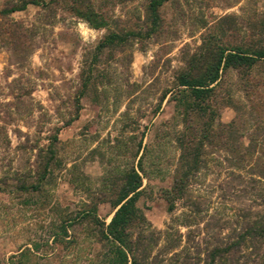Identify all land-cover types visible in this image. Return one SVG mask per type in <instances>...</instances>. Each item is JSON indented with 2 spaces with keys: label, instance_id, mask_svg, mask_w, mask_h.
Listing matches in <instances>:
<instances>
[{
  "label": "rangeland",
  "instance_id": "374dc122",
  "mask_svg": "<svg viewBox=\"0 0 264 264\" xmlns=\"http://www.w3.org/2000/svg\"><path fill=\"white\" fill-rule=\"evenodd\" d=\"M13 1L0 0V8ZM89 1L107 26H90L70 0H37L8 16L27 31L19 58L0 38V264H18L15 255L34 245L23 264H105L106 244L79 213L96 201L97 217L107 222L113 207L97 195L109 186L107 177L138 170L139 157L137 205L160 231L144 264H180L181 248L192 256L197 244L202 264L211 233L230 234L264 218V62L246 75L223 72L200 110L177 104L175 78L208 34L222 44L255 45L264 0H168L154 32L148 0ZM109 29L136 34L96 54ZM88 71L90 85L81 92ZM202 132L197 169L169 210L162 189L177 174L183 147ZM55 134L57 160L38 181L39 153ZM33 181L41 182L38 190L21 188ZM187 213L188 226L181 224ZM172 241L174 248L166 247Z\"/></svg>",
  "mask_w": 264,
  "mask_h": 264
},
{
  "label": "trees",
  "instance_id": "16d2710c",
  "mask_svg": "<svg viewBox=\"0 0 264 264\" xmlns=\"http://www.w3.org/2000/svg\"><path fill=\"white\" fill-rule=\"evenodd\" d=\"M168 0H148L146 3V18L149 20L148 30L157 31L160 26L159 7ZM28 3H37V0H17L7 2L0 8V38L10 47L7 48L12 54L19 58V41L27 35L23 24L17 20L9 19L11 12L22 10ZM51 2H43L48 6ZM72 12L85 20L90 26L98 28L108 25L105 15L97 11L89 0H70L69 4ZM5 25V26H3ZM7 37L3 38V34ZM133 31H119L109 29L97 42L96 54L102 50L114 48L119 44H124L129 36H134ZM260 39L255 45H227L217 41L213 35L208 34L202 38L197 50L185 59V66L176 76V92L173 95L177 104H186L194 109L206 108L208 104L203 103L215 92L217 86L221 84L223 72L229 68L239 70L241 74H247L249 69L258 63L264 62V29L260 31ZM21 50V49H20ZM90 71L81 77V92H85L90 85ZM247 72V73H246ZM229 95V93H228ZM77 112V111H76ZM231 131L230 127H227ZM206 135L202 132L199 138L190 146L183 147L179 156V166L177 174L172 179L169 187L163 188L161 195L167 202V208L171 210L177 198L185 195L187 185L199 163V152L202 150L203 139ZM57 136L53 135V142L44 149L40 155L39 170L35 179L42 180L49 172L52 164L56 162L54 142ZM138 148L144 149L141 139L137 144ZM140 157L137 168L142 169ZM138 170L131 166L127 170L119 173L117 178L107 177L105 181L109 186L105 187L97 195L100 200H108L112 207V215L105 222L96 215V201L88 203L80 210L79 216L88 220L96 227L98 240L103 241L107 246L104 253L105 264H144L151 246L155 244L159 230L150 228L149 222L144 213L137 205V200L143 189L141 188L142 178ZM34 182V181H33ZM41 182L27 183L22 182L23 189H39ZM106 198V199H105ZM192 217L187 213L181 224L188 226L191 224ZM63 234H66L65 225H60ZM167 235L168 230L163 231ZM179 241L181 235L176 236ZM188 237V235H187ZM211 238L213 243H209ZM208 240V241H207ZM206 242L205 258L202 264H264V218L250 219L244 222L240 228L232 230L230 234L220 235L211 233ZM177 242L166 245L174 248ZM34 245L31 249L25 246L17 255V263L23 264V259H28L32 250H36ZM194 255H189L188 246L184 245L179 252H184L180 264H197L201 259L200 245L194 246ZM179 256L177 253L173 255ZM14 256V255H13ZM190 259H193L190 261Z\"/></svg>",
  "mask_w": 264,
  "mask_h": 264
}]
</instances>
